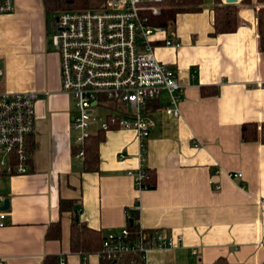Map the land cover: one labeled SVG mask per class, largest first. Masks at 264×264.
<instances>
[{
  "label": "crops",
  "instance_id": "obj_1",
  "mask_svg": "<svg viewBox=\"0 0 264 264\" xmlns=\"http://www.w3.org/2000/svg\"><path fill=\"white\" fill-rule=\"evenodd\" d=\"M256 3L240 6L233 33L211 36L213 0H203L201 11L176 16L172 35L154 36L155 44L168 37L180 43L157 45L155 54L177 72L183 98L179 117L162 111L165 93L153 104L157 124L144 164L156 171L157 184L138 189L128 174L141 164L132 130L105 132L98 170H83V159L72 153V102L61 91L59 59L47 34L53 19L42 0H14V11L0 17V56L7 54L0 87L39 97L29 170L0 176V195L9 200L0 226L5 264H99L95 253L82 261L70 250L72 212L60 210L61 200H72L79 221L102 235L119 232L127 224L124 210L138 202L141 228L180 238L174 247L150 250L149 264H210L218 257L264 264V144L240 136L243 123L264 122ZM202 86H216L217 93L202 96ZM233 172L242 177L231 178ZM54 223L60 236L46 239Z\"/></svg>",
  "mask_w": 264,
  "mask_h": 264
},
{
  "label": "built area",
  "instance_id": "obj_2",
  "mask_svg": "<svg viewBox=\"0 0 264 264\" xmlns=\"http://www.w3.org/2000/svg\"><path fill=\"white\" fill-rule=\"evenodd\" d=\"M163 0H105L97 9L57 11L49 33L59 59L61 91L72 100L70 122L75 132L74 156L84 158L87 138L112 129L132 130L140 146L139 158L145 159V145L156 126L152 103L167 99L162 111L180 115L183 85L173 67L160 61L157 45L178 47L179 41L168 37L154 43L156 34L166 32L150 26L144 13H159L157 3ZM14 11V0H0V17ZM3 70L0 67V78ZM35 91H11L0 87V176L27 173L29 137L35 132ZM98 107V109H96ZM122 156V155H121ZM128 174L141 189L142 164ZM241 178L240 172L230 173ZM218 188L217 185H213ZM5 197L0 195V207ZM264 205V196L261 199ZM139 213V203L126 208L127 224L119 231L103 234L95 254L114 264H149L148 253L155 248L175 246L174 238L161 230L139 226L132 232L128 220L131 212ZM0 208V226L6 219ZM134 220V218H133ZM0 264H5L0 259Z\"/></svg>",
  "mask_w": 264,
  "mask_h": 264
},
{
  "label": "trees",
  "instance_id": "obj_3",
  "mask_svg": "<svg viewBox=\"0 0 264 264\" xmlns=\"http://www.w3.org/2000/svg\"><path fill=\"white\" fill-rule=\"evenodd\" d=\"M45 10L63 11V10H81V9H97L101 7L105 0H42ZM256 32L257 47L260 52H264V0H256ZM203 0H163L157 3L159 13L152 14L147 11L144 13L146 22L150 26H158L163 28L169 35L175 30V20L179 13H195L202 10ZM251 0H241L240 4L226 3L225 0H213V31L211 36L219 34L233 33L240 24L238 12L243 4H250ZM201 95L207 96L217 93V87H201ZM155 103H152V105ZM154 106H152L153 108ZM114 130V129H112ZM105 132H98L92 135L84 142V158L83 170L93 172L98 170L99 164V145L104 139ZM241 140L244 142L258 141L264 144V122H245L240 128ZM146 154V145H145ZM76 151L73 146L72 153ZM145 160V159H144ZM142 161L144 177L141 182V189H154L157 184L156 171L145 166ZM60 210H69L72 212V222L70 228V250L79 253L82 261L90 255L94 254L101 246L103 235L95 229L88 227L79 221L77 209H75L72 200H61ZM131 216L134 218L132 226L129 229L134 232L139 228L135 222L138 212L132 211ZM60 236L59 223L51 224L48 228L45 238L58 239ZM84 264V263H83ZM99 264H114L106 260H100ZM210 264H230L225 257H218Z\"/></svg>",
  "mask_w": 264,
  "mask_h": 264
},
{
  "label": "water",
  "instance_id": "obj_4",
  "mask_svg": "<svg viewBox=\"0 0 264 264\" xmlns=\"http://www.w3.org/2000/svg\"><path fill=\"white\" fill-rule=\"evenodd\" d=\"M225 2H226V3H235V2H237V0H225ZM53 24H54V20H48V21H47V32H51V31H50V27H51V25H53ZM18 48L20 49L21 46L19 45ZM8 207H9V200H8L7 198H5V199L3 200V204L1 205L0 208H1V209H7ZM128 222H129V225L132 226L133 223H134L133 218H130V219L128 220Z\"/></svg>",
  "mask_w": 264,
  "mask_h": 264
},
{
  "label": "rangeland",
  "instance_id": "obj_5",
  "mask_svg": "<svg viewBox=\"0 0 264 264\" xmlns=\"http://www.w3.org/2000/svg\"><path fill=\"white\" fill-rule=\"evenodd\" d=\"M48 11V10H47ZM57 14V11H48V14H47V18L48 19H53L54 17H55V15ZM51 40V39H50ZM51 49V48H50ZM52 50V49H51ZM3 55H5V56H3ZM3 55H1L0 56V66L2 67V64H3V61L6 59V57H7V54H3ZM1 80H2V77H1V79H0V84H1ZM71 99V98H70ZM71 102H72V100H71ZM96 109H98V107L96 108Z\"/></svg>",
  "mask_w": 264,
  "mask_h": 264
},
{
  "label": "flooded vegetation",
  "instance_id": "obj_6",
  "mask_svg": "<svg viewBox=\"0 0 264 264\" xmlns=\"http://www.w3.org/2000/svg\"><path fill=\"white\" fill-rule=\"evenodd\" d=\"M52 30V25H51V27H50V31ZM50 32H47V34H49Z\"/></svg>",
  "mask_w": 264,
  "mask_h": 264
}]
</instances>
